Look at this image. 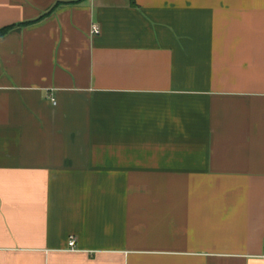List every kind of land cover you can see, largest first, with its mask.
<instances>
[{
    "label": "crops",
    "instance_id": "obj_1",
    "mask_svg": "<svg viewBox=\"0 0 264 264\" xmlns=\"http://www.w3.org/2000/svg\"><path fill=\"white\" fill-rule=\"evenodd\" d=\"M9 26L0 264H264V0H0Z\"/></svg>",
    "mask_w": 264,
    "mask_h": 264
},
{
    "label": "built area",
    "instance_id": "obj_2",
    "mask_svg": "<svg viewBox=\"0 0 264 264\" xmlns=\"http://www.w3.org/2000/svg\"><path fill=\"white\" fill-rule=\"evenodd\" d=\"M92 33L94 35H99L100 34V28L97 25H94L92 27ZM69 246H70V249H72V250L75 249V247H76V239L74 237L70 238Z\"/></svg>",
    "mask_w": 264,
    "mask_h": 264
},
{
    "label": "trees",
    "instance_id": "obj_3",
    "mask_svg": "<svg viewBox=\"0 0 264 264\" xmlns=\"http://www.w3.org/2000/svg\"><path fill=\"white\" fill-rule=\"evenodd\" d=\"M19 26H21V25H19ZM16 27L17 26H9V27H5V28L1 29L0 30V37L7 35L10 31H12Z\"/></svg>",
    "mask_w": 264,
    "mask_h": 264
}]
</instances>
